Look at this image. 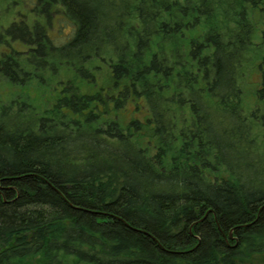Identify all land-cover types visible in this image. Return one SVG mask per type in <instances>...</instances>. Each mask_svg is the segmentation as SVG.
Returning <instances> with one entry per match:
<instances>
[{"label": "trees", "instance_id": "1", "mask_svg": "<svg viewBox=\"0 0 264 264\" xmlns=\"http://www.w3.org/2000/svg\"><path fill=\"white\" fill-rule=\"evenodd\" d=\"M12 2L0 264L264 263V0Z\"/></svg>", "mask_w": 264, "mask_h": 264}, {"label": "rangeland", "instance_id": "2", "mask_svg": "<svg viewBox=\"0 0 264 264\" xmlns=\"http://www.w3.org/2000/svg\"><path fill=\"white\" fill-rule=\"evenodd\" d=\"M23 14H25V11L21 10L19 6H15L12 0L0 1V24L7 25L11 21H18L19 16ZM51 33L55 42L57 43L64 40V38L67 37L68 29H65L64 31L60 30L59 32H57L56 29H53ZM11 49H14L15 51H18L20 53H24L26 52L27 47L21 44L20 42H12L9 47L8 46L0 47V56L3 53H8ZM95 64L97 68L93 70V74L95 75L96 82L99 83L98 80L99 81L101 80L100 73L102 68H104V65L103 63L98 61H95ZM69 77L71 76L65 74L64 72H59V74L56 75V77L53 80L54 83L52 84V86L50 85L49 87H44V86L38 87V83L36 81H32L26 87H21V86L11 85L5 80H0V106H4L8 104L12 99H14L19 95H28L30 100H32L33 102L34 100H36V102L34 103L37 105V107L42 108V110L44 108H48L49 104L51 103L46 102V99L50 98L52 91H54V93L55 91L58 92L60 88L63 87V85H65V83L68 81ZM258 81H259V75L252 74L250 75V80L248 81V83L250 85L252 83L256 85ZM59 82L63 84L59 85ZM37 87L40 89V91L37 89ZM40 94L42 96V100L44 101V104L43 102H41L42 100L39 101ZM123 117L124 120L130 119V115H128L127 113H125ZM250 264H264V263L261 258L257 257L254 258Z\"/></svg>", "mask_w": 264, "mask_h": 264}]
</instances>
